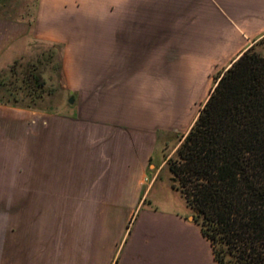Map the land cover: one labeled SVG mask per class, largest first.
I'll return each mask as SVG.
<instances>
[{
    "label": "crops",
    "instance_id": "1",
    "mask_svg": "<svg viewBox=\"0 0 264 264\" xmlns=\"http://www.w3.org/2000/svg\"><path fill=\"white\" fill-rule=\"evenodd\" d=\"M263 37L264 0H36L31 22L0 16V64L25 38L60 48L68 105L0 103V204L22 187V204L70 209L31 219L23 247L1 223L0 264H218L177 190L164 185L175 208L151 200L153 158Z\"/></svg>",
    "mask_w": 264,
    "mask_h": 264
},
{
    "label": "trees",
    "instance_id": "2",
    "mask_svg": "<svg viewBox=\"0 0 264 264\" xmlns=\"http://www.w3.org/2000/svg\"><path fill=\"white\" fill-rule=\"evenodd\" d=\"M255 44L214 78L175 159L166 160L171 187L218 264H264V51ZM38 72L36 64L14 61L9 82L0 76V103L34 109L45 93Z\"/></svg>",
    "mask_w": 264,
    "mask_h": 264
},
{
    "label": "rangeland",
    "instance_id": "3",
    "mask_svg": "<svg viewBox=\"0 0 264 264\" xmlns=\"http://www.w3.org/2000/svg\"><path fill=\"white\" fill-rule=\"evenodd\" d=\"M35 2L36 0H1L0 16L7 15L8 19L14 20L24 18L26 22H31L34 17ZM94 20L95 19L88 18L87 23H95ZM254 49L255 52L263 53L264 37L260 41L256 42ZM52 53L54 54V56L52 57V59H48L49 54ZM59 54L60 48H52L47 45L35 42V40L34 42H32L30 39L25 38L22 44L16 46V50L14 51L12 55L13 57L11 58L12 61L7 65L0 64L1 80L7 83L9 82L7 72L9 71L10 66L16 60L25 66L29 64H36L39 68L38 73L41 75L45 83V93L43 95V98L37 102L35 108L43 111L58 112L68 106L66 103V96L63 94L62 80L57 69ZM49 90H51V92L53 91L52 95L50 96L46 94V92H48ZM26 104L27 101L24 102V105ZM201 109L202 108H197V113H195L196 116H194L193 120L194 122ZM190 129H188V131H190ZM188 131H186L185 133L177 134L176 136H167L164 140V143L161 144V147L158 148L154 155L153 163L156 165H159L165 160V166L161 171L160 180L158 181L155 190H153L152 194L150 195L151 200L156 197L160 202V205H167L175 208L180 202L183 201L180 198L179 193L171 194L166 190V187H164V185H172L170 181L171 175L167 169L166 160L168 158L175 159V150L179 147ZM18 179L19 180H17L16 185H26L23 175H19ZM162 187L165 188V192H163ZM3 192L4 189H0V195L3 194ZM14 196V204H0V214H8V218L6 219L7 221H4L5 216H0V218L3 217L2 220L0 219V224L6 222L7 236L11 238V244L13 246L23 247V242L28 238L29 235L26 232L27 227L28 225L35 224V222L31 223L30 221L31 219H37V216L39 214L42 216L53 214L54 212L60 215L70 214V209L45 208L39 206H27L25 204H22L21 202L25 201L22 200V198H26V189H22V187L15 188ZM167 199L172 200L173 203L169 204V202H167ZM190 215L192 220L194 221L193 213L191 210Z\"/></svg>",
    "mask_w": 264,
    "mask_h": 264
}]
</instances>
